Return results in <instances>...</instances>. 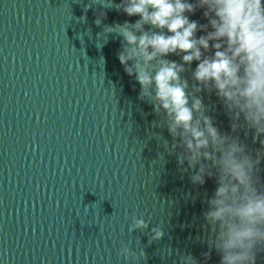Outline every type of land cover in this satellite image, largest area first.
<instances>
[{"label": "water", "instance_id": "water-1", "mask_svg": "<svg viewBox=\"0 0 264 264\" xmlns=\"http://www.w3.org/2000/svg\"><path fill=\"white\" fill-rule=\"evenodd\" d=\"M119 3L0 0V264H180L187 254L219 264L202 215L215 176L194 185L192 170L177 164L180 149L169 154L163 114L140 98L135 75L120 64L121 38L104 32L139 19ZM204 11L185 15L207 24ZM181 55L163 58L179 63ZM197 63L181 73L189 91ZM196 95L213 125L231 133L215 91ZM240 124L255 157L260 144L243 117ZM258 168L264 184V158ZM133 216L148 227L130 232ZM157 225L163 235L152 240ZM130 242L143 257L118 256ZM256 264H264V251Z\"/></svg>", "mask_w": 264, "mask_h": 264}, {"label": "clouds", "instance_id": "clouds-1", "mask_svg": "<svg viewBox=\"0 0 264 264\" xmlns=\"http://www.w3.org/2000/svg\"><path fill=\"white\" fill-rule=\"evenodd\" d=\"M116 8L139 19L105 25L104 32L121 38L120 64L129 76L135 75L140 98L163 114L172 137L170 147L164 142L169 154L180 149L177 164L192 170L194 185L215 176L217 187L202 215L211 227L209 243L220 254L219 264H256L257 253L264 251V184L257 175L264 158V0H120ZM197 8L205 9L207 24L185 15ZM103 16L100 13L97 25ZM145 25L151 27L146 30ZM197 31L204 34L197 38ZM210 49L212 54H206ZM168 54H183L181 62L163 58ZM193 61L198 62L191 72L196 83L189 91L181 73ZM202 91H215L231 133H221L206 115L196 95ZM241 117L260 144L255 157L238 135ZM147 227L144 218L133 216L129 231ZM162 235L160 226L152 227L150 239ZM130 245L122 244L118 256H144L142 249L134 252ZM180 264L197 261L187 254Z\"/></svg>", "mask_w": 264, "mask_h": 264}]
</instances>
